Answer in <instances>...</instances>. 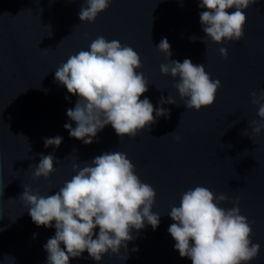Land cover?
<instances>
[{"label": "water", "instance_id": "obj_1", "mask_svg": "<svg viewBox=\"0 0 264 264\" xmlns=\"http://www.w3.org/2000/svg\"><path fill=\"white\" fill-rule=\"evenodd\" d=\"M82 6L84 0H0V264H47L44 245L55 235V221L52 227L32 221L20 199L24 186L33 194L54 195L76 174L74 163L84 167L114 151L125 153L141 182L155 189L152 212L160 214L159 226L153 230L145 221L143 229H132L133 239L119 255L105 254L97 262L85 251L69 264H192L175 250L168 213L196 186L225 194L229 199L218 206L226 210L239 197L240 214L252 227L251 240L261 245L249 264H264V129L256 135L251 127L261 120L251 93L264 89V0L244 10L240 41L219 44L205 37L199 13L207 9L199 7V0H111L94 22L80 21ZM193 35L206 43L191 41ZM98 36L138 53L142 67L136 71L149 83L140 99L168 109L169 116L157 117L150 130L134 138L120 139L107 125L86 145L64 128L65 123L76 127L67 110L75 107L78 95L55 82V71L69 57L89 50ZM162 38L171 45V60L204 64L210 78L220 81L211 106L199 111L184 107L173 87L179 77L160 71L161 64L170 63L156 47ZM221 47L227 48V58ZM169 95L176 104L161 105V97ZM56 136L63 138L60 146L46 148L45 138ZM41 153L54 154L55 171L36 179L33 171ZM94 232L98 235L99 228Z\"/></svg>", "mask_w": 264, "mask_h": 264}, {"label": "clouds", "instance_id": "obj_2", "mask_svg": "<svg viewBox=\"0 0 264 264\" xmlns=\"http://www.w3.org/2000/svg\"><path fill=\"white\" fill-rule=\"evenodd\" d=\"M110 3L111 0H84L80 21L94 22ZM254 3L256 0H199V7L207 9L199 13L205 37L218 44L240 41L247 20L244 10ZM233 8L235 11L229 13L228 9ZM189 39L195 42L202 38L193 35ZM202 42L206 43L204 39ZM156 47L170 61L160 65L161 74L179 77L173 87L184 100V107L199 111L211 106L220 81L210 78L204 64H193L190 59L182 63L171 60L167 38H162ZM219 52L227 58V48L221 47ZM141 67L140 56L132 47L103 36L93 40L89 50H81L58 67L55 82L66 86L68 93L78 95L75 107L67 110V117L76 127L64 125L70 137L91 144L99 131L111 125L120 139L134 138L145 128L150 130L157 117H168V109L154 108L148 98L140 99L149 84L144 74L136 71ZM251 96L261 118L252 121L251 127L259 135L264 129V89L259 94L253 91ZM159 103L176 104V100L169 95L167 99L161 97ZM62 139L45 138L44 146L58 148ZM175 139L179 141L180 137ZM39 155L33 177L48 178L55 171L56 158L54 154ZM84 164L72 165L76 174L54 195L40 196L23 187L20 199L28 206L32 221L38 227H52L55 221V235L44 245L47 264H69L70 258H79L85 251L100 262L105 254L119 255L121 248L127 250V243L133 239L132 229H143L145 221L153 230L159 226L160 214L152 212L156 191L141 182L125 153L105 152ZM228 199L225 194L216 196L209 189L196 186L182 194L178 207H171L168 215L174 223L168 232L176 241L174 247L181 258H190L192 264H249L258 257L261 245L251 240L252 227L240 214L239 197L230 209L218 206ZM97 227L98 235L94 232Z\"/></svg>", "mask_w": 264, "mask_h": 264}]
</instances>
